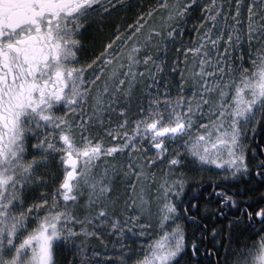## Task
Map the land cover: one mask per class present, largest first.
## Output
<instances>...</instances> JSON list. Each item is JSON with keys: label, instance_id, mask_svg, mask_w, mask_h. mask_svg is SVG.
I'll return each instance as SVG.
<instances>
[{"label": "snow or ice", "instance_id": "6c2138e0", "mask_svg": "<svg viewBox=\"0 0 264 264\" xmlns=\"http://www.w3.org/2000/svg\"><path fill=\"white\" fill-rule=\"evenodd\" d=\"M125 7L0 0V264H60V247L70 264H211L201 214L233 211L230 229L246 227L213 244L215 264H264V191L240 187L264 185V143L248 135L264 128V0H156L81 64L88 30ZM169 44L174 59L153 54ZM192 165L221 173L204 204L186 191ZM102 236L111 255L88 244Z\"/></svg>", "mask_w": 264, "mask_h": 264}, {"label": "trees", "instance_id": "16d2710c", "mask_svg": "<svg viewBox=\"0 0 264 264\" xmlns=\"http://www.w3.org/2000/svg\"><path fill=\"white\" fill-rule=\"evenodd\" d=\"M196 16L193 15V18H196ZM101 35L102 34L99 33L98 31L94 33L92 30L90 29L88 30V32L86 33V39L84 42V50L81 52L82 58L87 59L89 54L95 53L98 49H100V46H102L104 43V40H105L104 37H106V36H103V35L101 36ZM136 95H139L141 97V94L139 92L134 94L133 100L135 101H133V111H136V108H135V104L137 102L135 99ZM259 130H262V134L260 135V140H259V144H260V143H264V128L257 126L255 132L258 134ZM257 140L258 139H256V141ZM253 144H255V141L253 142ZM253 144H252V147H255ZM250 163H254V161L250 160ZM191 168L193 169L191 171L185 170L186 175L190 179V184L186 187V191L189 192V195H191L193 191L201 193L203 197L201 200V203L204 204L205 200L208 198V193L212 191L211 185L213 183H217V184L221 183L220 176L215 174L212 171H209L206 168L201 169L198 167V165H192ZM240 187L241 188L254 187V188L259 189L260 191H264V185H261L259 183L258 178L254 179L250 185L241 183ZM252 194L253 193H250V195ZM208 207L210 210L215 209L216 204L212 203ZM239 215H240L239 212L233 211L227 214V218H221L215 215H211L209 218H203L204 214L202 212L201 218L203 219V224L208 226L209 228V231L206 234L205 245L201 246V256L204 260H208L211 262V264H215V261L217 259H221V260L223 259L224 249L220 248L219 249L220 255L217 256L215 255L216 249L213 248V244H216L217 247H219L220 243L227 245L229 243L228 236H229L230 230L234 233H238L240 229H243L244 227H246V222H244L241 225H239L238 228L237 226H232V228L230 229V224H229L230 220L234 219L236 216H239ZM185 223H186V228L189 230V232H191V230L193 229V225L187 222ZM257 227H259V225H257ZM213 228L217 229V231L219 232V235L216 237L215 241L211 240V237H212L211 229ZM251 231L252 230L249 229V232ZM196 234L199 235V232H197ZM248 235L249 233H245L244 236H241L240 237L241 242H243V240ZM114 239L115 238L111 236L94 237L88 241V244L90 248H95L98 251H103V249L107 247L109 249V254L111 255L112 254L111 253L112 241ZM252 239H258V237H252L251 239H249L248 240L249 244H251ZM127 243L131 245L134 249H138L139 242H133L131 239H129ZM204 246H207L212 251L213 254L209 256H204V253H203ZM234 247H238V248L242 247V243L234 244ZM129 254L132 255V260L129 261V264H133L137 256L132 253H129ZM140 254L141 253H139V257H140ZM89 256L90 257L92 256L91 251L89 252ZM55 258L60 261V264H70V262L74 259V254L71 252L69 248L60 247V248H57L56 250ZM76 264H79L78 259L76 260ZM195 264H202V262L198 260L195 262Z\"/></svg>", "mask_w": 264, "mask_h": 264}, {"label": "rangeland", "instance_id": "374dc122", "mask_svg": "<svg viewBox=\"0 0 264 264\" xmlns=\"http://www.w3.org/2000/svg\"><path fill=\"white\" fill-rule=\"evenodd\" d=\"M122 3L126 4L127 7L122 8V9H118V11L114 12L112 14V16L108 19L107 22V27L103 30V31H98L99 33H101L104 37V43L102 46H100V49H98L95 53L89 54V56L87 57V59H84L80 56V53L78 54L80 58V60H83V62H81V64L83 63H91V61L93 59H95L97 56L100 55V53L104 50V46L107 45V43L109 42V37H112L113 34L115 33V26L114 25H119L122 27V31L124 30V28L128 25V24H133L137 18L138 13L141 12H146L148 11L151 7H154L156 4V0H121ZM193 15L196 16V18H193ZM201 15V10L199 8H196L195 10L191 11L189 13L190 19L188 20L187 25L185 26L187 31L185 32V42H187L189 36L194 37L195 33L191 31L192 26L197 22L198 18ZM245 16H246V11H245ZM156 19L158 20V17H156ZM90 30H92L94 33L97 32L96 27L94 26L93 28H91ZM109 32V33H108ZM109 34V35H107ZM101 35V36H102ZM84 50V49H83ZM245 50H247V45L245 46ZM164 52L167 53V55H164ZM98 54V55H97ZM154 55H159L160 58L162 60H170V59H174L177 55V53L174 51L173 46L171 44L168 45L167 49H164L163 47L160 49V51L153 53ZM97 55V56H95ZM180 59L181 61H183V53H180ZM79 66V65H78ZM247 66V63H246ZM181 67H183V64H181ZM142 71L144 70L143 68L141 69ZM139 89V91H138ZM163 87L160 88V91L163 92ZM144 88L143 85L141 84L139 88L136 89V93L139 92L141 94V99H143V94H144ZM189 95L191 93H188ZM173 95H175V90H173ZM135 101V100H133ZM146 103V101H145ZM133 107V105H132ZM249 140L253 143V139L254 134L249 131ZM251 143V146H252ZM212 172H214L217 175H221L220 172L213 170ZM62 178V177H61ZM44 191V189H41V192ZM36 225L35 224H31L30 227L34 228ZM147 237L144 238L145 242H147ZM140 247V243L138 245V248ZM144 255V253L141 252L140 254V258H142Z\"/></svg>", "mask_w": 264, "mask_h": 264}, {"label": "flooded vegetation", "instance_id": "af4514ba", "mask_svg": "<svg viewBox=\"0 0 264 264\" xmlns=\"http://www.w3.org/2000/svg\"><path fill=\"white\" fill-rule=\"evenodd\" d=\"M83 51V50H82ZM81 51V52H82ZM81 52H80V56H81ZM98 55V54H97ZM97 55H95V56H97ZM79 58H81V57H79ZM80 62H83V60H80ZM256 132L254 133V140H253V142L255 141V144H253L254 146H256V144H259V140H260V135L262 134V130H259V132H258V134H257V136H256ZM256 139H258L257 141H256Z\"/></svg>", "mask_w": 264, "mask_h": 264}]
</instances>
